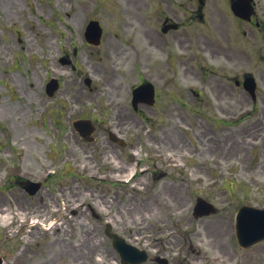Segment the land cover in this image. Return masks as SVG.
Masks as SVG:
<instances>
[{
	"label": "rangeland",
	"instance_id": "1",
	"mask_svg": "<svg viewBox=\"0 0 264 264\" xmlns=\"http://www.w3.org/2000/svg\"><path fill=\"white\" fill-rule=\"evenodd\" d=\"M260 2L262 4V6H263L264 5V0H260ZM54 7H56V6L54 5ZM57 14L62 16L63 19L61 21H57L56 20V16H53L51 22H53V26L55 28H57L59 32H61L60 29H64V27H66L65 23H67V21H71L72 23L74 22L73 19L69 18L68 15L66 14V12L63 11V10H57ZM73 26H74V24H73ZM47 36H48V34H47ZM59 39H60V37L57 38L58 41H59ZM27 54H28V58L30 60L27 61V64H23V65L21 64L22 65V67H21L22 68V73H21L22 78L30 77V81H33V78L35 77L38 81H43L44 78H45L46 71H47L46 67H45L46 64H53V65L56 66V63H55L54 59H55V56H58L60 54V52H58L57 50H53V51H50V50H45V51H43V50H35V51L29 52ZM35 57L43 58L44 61H45L44 64H42ZM7 64H9V61L5 60V57L0 54V65H7ZM155 65H156L157 69L161 68V65L158 62H156ZM3 76H5V78H7L9 80H14V77L17 76V73H8L7 71L0 72V78L3 77ZM69 82H72V84H67ZM73 86H74V80H72V77L67 79V80H65V85H64V88L62 90V95L67 96V94H68L67 97L69 99L71 97H74V87ZM33 90L34 91H39L38 83H36L34 85ZM1 91H5L4 87H2V86H0V92ZM30 117L32 119L38 118L37 115H31ZM28 118H29V116H28ZM31 118H30V121H29V119H27L26 122H25L26 126L28 128V131H27L28 132L27 133V138L28 139H30L32 141H36V139H39V140L43 141V140H50V139L53 138L49 134L44 135V132L37 133V131H35L36 127H33L34 130L30 131L32 128H30L28 125L30 124V122H33V121H31ZM7 125H8L9 128H12L11 125H9V124H7ZM181 127H182V129H184V126L181 125ZM184 130H187V129L185 128ZM187 135H188V137L190 139L191 144L193 145V143H194L195 146L194 145L193 146L194 147H198V145L196 144L197 138L194 136L192 131L187 132ZM0 138L7 139V137H6V135L4 133H0ZM42 146H44V145H42ZM256 149L259 150V155H257L255 157V160L257 161L261 156L264 155L261 152V150H263L264 148H263V145H259V146L256 147ZM193 153L195 154L196 152H193ZM187 156H189V155H187ZM195 177L196 176L193 175L191 177H185L183 179L176 178L174 180V182L180 187L183 186L182 183L184 182V187L188 188L189 185L191 184V182H193L192 183V187L193 188H204L205 187L204 183H199V182L195 183V181H196V180H194ZM246 181L248 183L251 182L253 184V186H252L253 187V192L255 190V194L256 195L262 196L261 194H263L264 191L261 188L262 187L261 185L264 184V175H262L260 177V181H258V180L256 181V180H252V179L250 181H248V180H246ZM246 181H244V182H246ZM1 224H2V221H1V218H0V226H1ZM192 226L194 227V224H192Z\"/></svg>",
	"mask_w": 264,
	"mask_h": 264
}]
</instances>
